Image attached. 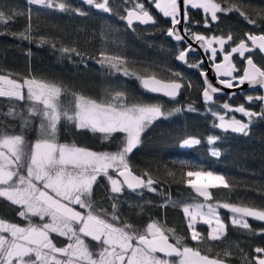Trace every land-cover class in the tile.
<instances>
[{
    "label": "trees",
    "instance_id": "trees-1",
    "mask_svg": "<svg viewBox=\"0 0 264 264\" xmlns=\"http://www.w3.org/2000/svg\"><path fill=\"white\" fill-rule=\"evenodd\" d=\"M57 2L65 3L73 10L79 8L85 15L75 11L65 13L42 5H29L27 0H0V11L6 14L21 13L9 23L0 24V74L10 75L13 79L22 80L27 77L55 83L64 89L60 100L68 108L72 107L73 94L100 102L117 91L125 93L126 82L135 81L138 88L151 97L155 104H159L165 113H172L147 127L141 134L140 144L128 156L131 170L142 176L145 173L150 175L157 181L153 185L157 191H133L125 187L122 193L113 196L109 181L101 176L93 187L94 208L103 209L110 214L113 211L112 204L115 203L116 215L120 217L121 225L127 223L134 229L143 231L148 223L156 221L165 229H174L175 235L183 238V245L198 248L204 255L222 259L225 264H247L256 255L254 249L264 247V232L261 231L264 230V222L247 218L251 231L233 226L229 211L221 208L220 218L227 225L225 236L220 240H210L208 226L198 223L196 229L201 233L202 239L199 242L192 241L182 207L184 203L203 201V198L185 184L188 177L184 173L202 170L225 177L230 187L210 189L212 198L209 203L264 207V118L253 117L248 135H244L216 127L218 117L214 115L227 113L243 118L241 113L231 111L240 105L254 112L264 111L260 101L246 100L247 96H260V91H245L235 97L222 95L211 102L203 100L199 68L190 66L200 63L199 56H186L185 61L177 59L185 44L166 36L171 19L163 17L157 11L153 0H109V7L112 8L110 13L97 10L83 0ZM215 2L225 8L235 7L230 13H218L217 21L208 17L209 26L206 27L203 10L190 6L186 26L191 32L206 37L224 38L231 34L233 40L225 47L226 51L240 39H244L245 34L264 32V0ZM136 4H143L145 10L150 11L155 18V23L149 26L154 67L161 72L180 74L184 87L175 98L150 94L140 87L137 76H124L122 72L111 71L97 62L101 51L109 55L124 56L125 30L128 25L122 17L128 8ZM29 15L31 39L24 40L19 34L28 26ZM249 20H255L256 24L249 23ZM62 48H75L80 55L64 53ZM222 56L223 53H217L215 60H221ZM252 57L259 66L264 67V58L257 51L252 52ZM232 62L240 70L235 75L241 74L243 59L233 54ZM128 69L140 76L149 75L144 70ZM173 78L176 79V76ZM125 101L129 104L137 103L127 93ZM224 104L229 105L228 111L223 108ZM31 106L26 98L21 101L0 97V135H24L26 141L34 142L38 135L39 119H34L31 127H25L20 116L8 115L11 109L13 113L27 117ZM191 136L199 139L200 144L181 147L182 141ZM210 136L219 139L214 144H209ZM122 139L123 134L117 133L106 140L103 134L77 129L73 123L63 120L58 125V142L74 143L96 152H115ZM212 148L218 150L220 155H212ZM181 161L195 167L182 166ZM170 172L173 175H169ZM111 173L115 175L112 171ZM166 198L178 204L162 206L166 204ZM77 209L82 210L79 206ZM20 210V206H13L0 198V219L23 227L27 221L18 216ZM32 220L35 224L41 223L38 217H33ZM51 238L57 247H64L69 242L66 237L55 233L51 234ZM169 240L176 242L172 235H169ZM85 243L94 253L97 251V242L85 238ZM225 252L230 255L225 256Z\"/></svg>",
    "mask_w": 264,
    "mask_h": 264
},
{
    "label": "snow or ice",
    "instance_id": "snow-or-ice-1",
    "mask_svg": "<svg viewBox=\"0 0 264 264\" xmlns=\"http://www.w3.org/2000/svg\"><path fill=\"white\" fill-rule=\"evenodd\" d=\"M83 2L105 13L112 12L109 0ZM153 2L163 17L171 19L172 28L168 30V35L177 41H183L185 37L176 27L181 24V0ZM27 3L58 9L65 13L75 11L85 15L79 8L73 10L57 0H27ZM189 6L203 10L206 27L209 26L208 17L217 21L218 13H230L235 6L221 7L215 0H183V31L198 42L205 52L210 50V61H215L218 50L223 53L222 62L213 65L220 85L239 88L248 83L250 86H260L264 89V67L258 66L252 55L245 57V53H252L254 50L264 53V32L259 35L245 34L244 39H240L230 51L225 52V45L233 40L232 35L227 38L206 37L191 32L186 26ZM16 15L21 13L6 14L0 11V24L9 23ZM28 19V26L19 34L24 40L31 39L30 15ZM122 19H125L129 26L134 22L144 25L155 23L143 4H136ZM248 22L256 24L255 20ZM214 44L219 48L213 47ZM195 50L189 44L186 49L179 51L177 59L185 61L187 54ZM61 51L80 55L75 48H62ZM233 54H238L246 60L242 74L235 75L240 70L232 62ZM97 62L111 71L122 72L124 76H137L142 88L151 93H162L166 97L175 98L184 87V84L178 82L181 79L179 73L174 74L176 79L171 80L158 79L154 74L138 76L136 72L128 69L127 61L121 55H109L101 51ZM200 63L190 66L199 67ZM201 75L206 83L203 97L206 101H211L213 93L221 89L207 80L206 72H201ZM25 90L27 100L32 105L28 109L27 117L13 113L11 109L8 115L20 116L25 127H31L33 120L39 119L38 135L31 143L26 141L24 135H0V198L13 206H20L22 210L18 212V216L24 218L27 223L22 227L0 219V264H224L222 259L204 255L198 248L183 245V238L176 236L174 229H165L156 221L148 223L143 231L134 229L127 223L121 225L120 217L116 215L115 203L112 204L113 211L110 214L103 209L94 208L93 187L101 176L109 181L110 193L113 196L122 193L125 187L133 191H157L156 187H153L157 181L150 175H136L131 170L128 156L140 144L141 134L147 127L172 113H165L159 104H129L125 101V93L120 91L109 94L106 100L100 102L73 94V105L68 108L60 100L64 89L55 83L27 77L22 80L13 79L10 75H0V97L23 101ZM246 100H258L264 106V95L247 96ZM223 108L228 109L229 105L224 104ZM231 111L243 113L248 117V122H242L235 117L226 119L225 115L215 113L220 121L216 127L248 135L253 117L264 118V111L254 112L243 105ZM62 120L73 123L77 129H88L103 134L106 140L117 133L123 134V139L115 152H96L74 143H60L58 125ZM218 139L219 137L210 136L208 142L214 144ZM198 144L199 139L188 138L183 141L181 147ZM212 155L219 156L220 152L213 149ZM181 164L195 167L185 161H181ZM110 170L115 175L110 174ZM169 175L173 173L170 172ZM184 175L188 177L185 184L204 200L203 203L184 204L182 207L192 241L199 242L202 239L201 233L196 229L198 222L208 226L210 240H220L225 236L227 225L220 218L221 208L232 213L233 226L251 231L247 218L264 222V207L208 202L212 198L210 189L230 187L223 175L202 170H190ZM202 179L206 182L201 183ZM177 204L178 202L166 198V204L162 206ZM77 206L82 210H77ZM33 217H38L41 223H33ZM52 233L66 237L69 242L64 247H57L52 241ZM169 235L175 236V243L169 242ZM85 238H91L98 243L95 253L85 243ZM254 252L256 255L248 260L247 264H264V247H256ZM158 254H163V257ZM224 255L228 256L230 253L225 252Z\"/></svg>",
    "mask_w": 264,
    "mask_h": 264
},
{
    "label": "rangeland",
    "instance_id": "rangeland-1",
    "mask_svg": "<svg viewBox=\"0 0 264 264\" xmlns=\"http://www.w3.org/2000/svg\"><path fill=\"white\" fill-rule=\"evenodd\" d=\"M157 11L159 12V10H157ZM150 33H151V27H149V26H137V25L129 26L128 25V27L125 30L126 42H125V53L123 56V58L127 61V67L144 70V71L149 72L150 75L154 74L157 77H160V78L163 77V79H167V80L175 79V78H173V76H174L173 74L166 72V71H164V72L158 71L157 68L154 67V65L152 63V41H151ZM208 37H212V36H208ZM228 44L229 43H227L225 45V47ZM232 46H230L227 51H230V48ZM213 47L219 48V46L217 44H214ZM224 51L227 52L225 48H224ZM217 53H221V52L218 50ZM198 68L200 69L201 66H199ZM0 75H2V74H0ZM138 76H140V75H138ZM125 93L131 95L134 99H136L137 103L155 104L154 100L151 97L144 94L138 88L135 81H127L126 82ZM25 98L27 99L26 90H25ZM72 105H73V103H72ZM226 110L228 111L229 108ZM236 113H240V112H236ZM241 114H242L243 118H240L234 114H227V113L220 114V115H225L226 119H231L232 117H235V119L241 120L242 122L247 123L248 117L245 116L243 113H241ZM219 123H220V121L218 119V124ZM188 138H196V137L191 136ZM188 138H186V139H188ZM183 141H182V143H183ZM211 150L213 151V148ZM111 171L112 170H110V174H112ZM214 174L220 175L217 173H214ZM117 178H119V177H117ZM205 182L206 181H203V179L201 180V183H205ZM203 202H204V200L203 201H189V202L184 203V204H198V203H203ZM229 214H230V219H231L232 213H230V211H229ZM209 231H210V229L208 228V233H209Z\"/></svg>",
    "mask_w": 264,
    "mask_h": 264
},
{
    "label": "water",
    "instance_id": "water-1",
    "mask_svg": "<svg viewBox=\"0 0 264 264\" xmlns=\"http://www.w3.org/2000/svg\"><path fill=\"white\" fill-rule=\"evenodd\" d=\"M190 7V6H189ZM188 7V8H189ZM133 7L131 8H128L125 13H124V16H126L127 14V11L129 9H132ZM148 11V10H147ZM188 11V10H187ZM149 13L153 16L154 18V15L149 11ZM183 14H184V11H183V0H181V24L180 25H177L176 27L178 29H180V34L183 35L185 37V39L183 40L185 46H184V49H186V47L191 44L192 47L194 49H196L195 51H191L187 54V56H190V55H197L199 56V59L200 61H203L202 63V67L199 69L198 73H199V76H200V79H201V82H202V90H201V96L204 99L203 97V89L206 87V83H205V79L204 77H202L201 75V72H206L207 73V80L210 81L214 86L220 88L221 90L217 93H213V99L211 101H213L215 98L221 96V95H228L229 97H235L236 95L238 94H242L244 93L245 91H252V90H259L260 91V95H264V89L260 88V86H250L248 83H245L244 85L240 86L239 88L237 87H233V88H227L226 86L224 85H220L218 83V77H217V74L215 72V69H214V63H220L222 62V60H215V61H210L209 60V53H210V50L208 52H205L203 48H201L198 44V42H196L195 40L191 39V37L189 35H187L186 33H184L183 29L185 27V24H184V21L182 19L183 17ZM188 15V13H187ZM125 21V23H127V21L125 19H123ZM155 20V18H154ZM132 25H142V26H150V25H153L152 23L148 24V25H144V24H141L139 22H134ZM172 28V23L170 24L169 28L167 29L166 31V36L173 40V41H177L175 40L174 37L172 36H169L168 35V30ZM251 34H255V35H259L261 34V32L259 33H251ZM245 38V37H244ZM239 43V42H238ZM237 44V43H236ZM249 47H251V42H249ZM183 49V50H184ZM254 51H257L263 58H264V53H262L260 50H254ZM253 51V52H254ZM248 55H252V53H245V57H247ZM240 57V56H239ZM241 58V57H240ZM243 59V67H242V70L243 68L246 66V60L245 58H242ZM253 59V57H252ZM253 61L258 65V63L253 59ZM259 66V65H258ZM242 70H241V74H242ZM142 76H145V75H142ZM157 77V76H156ZM158 79H162V78H159L157 77ZM220 79H226L227 77H219ZM139 82V85L140 87L142 88L141 84H140V81L138 80ZM180 83H182L180 80L178 81ZM143 89V88H142ZM145 90V89H143ZM146 91V90H145ZM148 92V91H146ZM148 93H151V92H148ZM151 94H154V95H160V96H163V97H166L165 95H163L162 93H151ZM170 98V97H168ZM206 101V100H205ZM211 101H208V102H211ZM134 172V171H133ZM135 173V172H134ZM136 175H139L137 173H135ZM122 179V178H120ZM170 243H173L172 241L169 240ZM161 256H163V254H159Z\"/></svg>",
    "mask_w": 264,
    "mask_h": 264
},
{
    "label": "bare ground",
    "instance_id": "bare-ground-1",
    "mask_svg": "<svg viewBox=\"0 0 264 264\" xmlns=\"http://www.w3.org/2000/svg\"><path fill=\"white\" fill-rule=\"evenodd\" d=\"M187 13H188V11H187ZM188 17H189V15H188ZM222 96V95H221Z\"/></svg>",
    "mask_w": 264,
    "mask_h": 264
},
{
    "label": "flooded vegetation",
    "instance_id": "flooded-vegetation-1",
    "mask_svg": "<svg viewBox=\"0 0 264 264\" xmlns=\"http://www.w3.org/2000/svg\"><path fill=\"white\" fill-rule=\"evenodd\" d=\"M223 57V56H222ZM221 60H222V58H221ZM201 62V61H200ZM202 67V66H201Z\"/></svg>",
    "mask_w": 264,
    "mask_h": 264
}]
</instances>
